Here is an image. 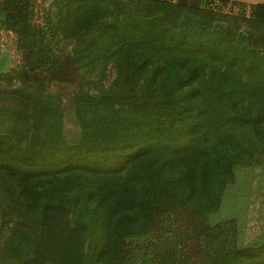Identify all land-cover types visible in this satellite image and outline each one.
Returning <instances> with one entry per match:
<instances>
[{"label": "trees", "instance_id": "16d2710c", "mask_svg": "<svg viewBox=\"0 0 264 264\" xmlns=\"http://www.w3.org/2000/svg\"><path fill=\"white\" fill-rule=\"evenodd\" d=\"M32 2L0 0L20 55L0 72V195L19 211L0 197V264H264V240L210 220L264 159V3L53 0L34 27ZM53 85L74 88L71 144Z\"/></svg>", "mask_w": 264, "mask_h": 264}, {"label": "rangeland", "instance_id": "374dc122", "mask_svg": "<svg viewBox=\"0 0 264 264\" xmlns=\"http://www.w3.org/2000/svg\"><path fill=\"white\" fill-rule=\"evenodd\" d=\"M32 4L33 13L30 23L34 27H41L49 20L48 17H52L50 14L53 12L51 9L53 0H33ZM236 8V12L227 11L238 14L239 8ZM249 10L250 8L247 6L246 16H248ZM19 64L20 55L17 51L14 34L0 31V72L10 76ZM16 84L15 81L12 83L9 79L2 82V86L7 89L14 88ZM50 92L59 97L62 103V132L66 142L70 144L76 142L80 130L72 112L74 88L53 85L50 87ZM0 197L3 210L4 212L7 210L6 213L9 215L10 224L15 225L18 222L19 211L18 209L10 211L8 208L16 203V197L7 195H0ZM235 218L238 219L243 244H254L264 240V159L259 166L248 165L235 170V178L224 194L221 207L210 220L216 224ZM187 223L185 221L182 225ZM2 239L0 238V249L3 252L5 245ZM194 248L193 242H187L185 252L191 251L190 249L194 250ZM2 257L0 252V261H2Z\"/></svg>", "mask_w": 264, "mask_h": 264}, {"label": "crops", "instance_id": "0c3cea01", "mask_svg": "<svg viewBox=\"0 0 264 264\" xmlns=\"http://www.w3.org/2000/svg\"><path fill=\"white\" fill-rule=\"evenodd\" d=\"M262 3H264V0H231V3L229 4L228 8L230 11L236 12L237 5H245L246 7L249 6V8H251L252 6Z\"/></svg>", "mask_w": 264, "mask_h": 264}]
</instances>
